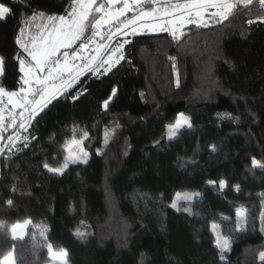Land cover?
<instances>
[{"label": "trees", "instance_id": "trees-1", "mask_svg": "<svg viewBox=\"0 0 264 264\" xmlns=\"http://www.w3.org/2000/svg\"><path fill=\"white\" fill-rule=\"evenodd\" d=\"M0 3L11 9L0 19V87L14 92L24 55L17 38L27 43L39 22L68 16L74 3ZM262 16L260 0L237 3L226 19L185 25L179 39L168 31L132 35L110 71L85 73L26 123L20 132L27 141L9 161L5 134L0 264L9 253L13 264H34L39 256L40 239L24 237L19 245L10 233L9 224L23 219L37 221L69 264H264V167L252 165L253 158L264 164ZM180 113L191 127L169 140L167 126ZM105 129L112 131L107 144ZM84 133L86 164H69L63 174L44 167L57 166L65 141ZM182 192L198 194L187 212L171 207ZM213 225L229 241L223 252Z\"/></svg>", "mask_w": 264, "mask_h": 264}, {"label": "snow or ice", "instance_id": "snow-or-ice-1", "mask_svg": "<svg viewBox=\"0 0 264 264\" xmlns=\"http://www.w3.org/2000/svg\"><path fill=\"white\" fill-rule=\"evenodd\" d=\"M73 3V10L68 14L67 18L63 16L49 18L52 23L47 37L41 36L39 38L42 43H36L34 41L31 47H29L21 42L20 37L17 38V44L24 49V52L30 57V61L26 62L24 58L19 57V72L21 73L19 82L21 86L17 91L6 92L4 88L0 87V129L3 128V113L4 108L7 107L4 104L5 97H7V104L12 105L13 109L19 108L22 110L19 119L21 121L20 127L24 128L26 123L47 108L53 100L68 92L85 73L90 72L92 75H97L100 73L101 68L105 72L110 71L114 63H119L120 60L124 59L121 50L125 44L129 43L128 40L125 39L115 48H110L108 43H97L95 37L99 36L103 40L106 34L107 41L110 42L116 36H127L129 29H131V34L135 36L137 35L136 26L138 24H141L146 18H155L154 14L162 11L165 18L170 16L175 18L166 20V24L163 26L154 24L148 25V27L152 31H156L157 29L160 31H170L173 39H179L184 35L183 27L185 25L195 24L197 27L202 25L207 26L213 17L226 19L236 8L237 3L248 5L252 3V0H186L183 4H164L160 8L155 7L157 0H104V2L99 4L97 0H73ZM145 3H151L153 5L150 11H141L139 14H134L131 18L126 16L127 12H135V9L142 8ZM260 3L264 5V0H260ZM117 5L122 6L116 7ZM213 9L215 11H210ZM10 13L11 9L4 3H0V19H5ZM205 14L209 15L208 19H205ZM249 23H252V21H249ZM105 26H108L107 33L104 32ZM89 27L92 29V35L87 37V42H84L85 33ZM21 31L23 32V29ZM77 41L81 43L70 54L67 50L71 49ZM90 45H95L94 49H90ZM62 48L65 49L63 58L58 55ZM117 53H119L118 58H116ZM78 61L81 63H77ZM106 65L107 67H105ZM2 73L3 58L0 57V74ZM115 92L116 89H113V95H115ZM77 98L73 97V100ZM111 98L110 96L109 100ZM108 103L109 101L104 102L105 109H107ZM26 112L28 115H25ZM9 115L13 116V113L10 112ZM217 115L224 118L230 114L218 113ZM15 120L16 118L13 116V124ZM185 126L191 127L190 119L183 113H180L177 115L175 123L167 126V138L172 140ZM111 135L112 131L105 129V144L108 143ZM87 136L88 134L84 133L81 141L73 140L72 144H81ZM25 139L27 138L25 137ZM210 147L213 151L215 150L214 145ZM2 151L3 149L0 148V153ZM67 151L68 154L64 157V162L61 167L51 169L47 164L44 167L50 172L63 174L69 164L87 163L88 153L83 151L82 148L80 149L79 155L72 153L71 145H69ZM252 165L254 167H264V164H261L255 158L252 159ZM208 183L213 184L214 182L208 181ZM225 187V181L221 180L220 188L223 190ZM194 195L198 194L177 193L171 207L179 211V202L181 200L191 201ZM7 203L11 205L12 201L9 200ZM184 211L187 212L189 209L185 208ZM26 224L27 222L25 224H16L12 227L11 232L14 238L17 236L23 238ZM212 231L214 233L216 232L215 225L212 226ZM76 234L83 235L79 229H77ZM216 244L221 249V252L230 247L229 241L227 239H221L218 233ZM48 251L52 258L59 259L62 264H67L66 250L54 253L51 245H49ZM141 255L143 256V254ZM260 258L264 260V253H261ZM9 259H11V253L9 254Z\"/></svg>", "mask_w": 264, "mask_h": 264}, {"label": "rangeland", "instance_id": "rangeland-1", "mask_svg": "<svg viewBox=\"0 0 264 264\" xmlns=\"http://www.w3.org/2000/svg\"><path fill=\"white\" fill-rule=\"evenodd\" d=\"M102 2H104V0H97L98 4L102 3ZM185 2H186V0H157V4L155 5V7L160 8L164 4H175V3L183 4ZM121 6L122 5H117L116 7H121ZM262 6L264 7V5H262ZM152 7H153V5L151 3H145L142 8L135 9V12H133V11L127 12L126 16L128 18H131L134 14H139L141 11H150L152 9ZM170 11H171V9H170ZM210 11H215V10L213 9V10H210ZM154 16H155V18H146L141 24H138L136 26L137 34L143 33V32H159L160 31L159 29H157L156 31H152L151 28L148 27V25L160 24V25L163 26V25L166 24V20H171V19L175 18V17H171V16L165 18L162 11L161 12H156L154 14ZM63 17L67 18L68 16H63ZM57 18H59V17H57ZM208 18H209V15L205 14V19H208ZM261 18H264V16L258 18L260 20H264V19H261ZM39 23L40 24L38 25L37 31L34 32L35 34L32 36V39H30L27 43L25 41L22 42V43L26 44L29 47H31V45L33 44L34 41L36 43H42V41L39 38L41 36L47 37V34H48L49 29H50V25H51L52 21L49 20V18H46L45 20H42ZM57 23H58V21H57ZM107 27L108 26H105V29H104L105 33H107ZM113 31H114V29H113ZM168 32H170V31H168ZM128 33L129 34L127 36H122V35L121 36H116L110 42L107 41V35L106 34H105L103 40L99 36H97V37H95V41L97 43H100V44L108 43L110 45V48H115L119 43H122L125 39L129 40V38H131V36H132L131 29L128 30ZM90 34L92 35V33H90ZM91 35H89V34L85 35L84 42H87V37H89ZM80 43L81 42L79 41V43H76L75 45H73V47L71 49H68L67 51L71 54L73 51H75L78 48ZM89 47H90V49H94L95 45H90ZM22 50L24 52L23 48H22ZM64 51H65V49L62 48L60 50V52L58 53V55L61 58H63V52ZM121 51L123 52V49ZM85 54H88V53H85ZM123 55H124V53H123ZM118 57H119V53L116 54V58H118ZM23 58H24V60L26 62L30 61V57L27 55L26 52H24ZM77 63H81V62L78 61ZM116 64L117 63H114L112 65V67H114ZM105 67H107V65ZM103 73H106V72L104 71L103 68H101L100 69V73H98L97 75H100V74H103ZM6 92H8V91H6ZM4 104L7 105V107L4 108V113H3L4 122H3V128L0 129V137L3 138V136L5 134L7 136V138L5 139L6 141H4V144H6V148H7L6 149V153L4 154V159L6 161H9L10 158H12L20 150L21 146H23L26 143L27 139H25V136H22V134L20 132L21 129L25 128V127L21 128L20 124L18 126V129L15 132L11 130L12 128H14V124H16L17 122L21 123V121L19 119V116H20V112L22 110L19 109V108L13 109L12 105L7 104V97L4 98ZM103 108H104V104H103ZM10 112H12L13 116H15V118H16L14 124L12 122L13 121V116L9 115ZM25 115H28V113L26 112ZM9 132H10V134L7 135V133H9ZM83 135L84 134H82V135H73L72 137H70L69 139H67L65 141L63 157L61 158V160L58 163V165L53 167V169L59 168V167L62 166V164L64 162V157L68 154L67 149H68L69 145H71V151H72L73 154L79 155L81 148L83 149V151L88 153V150L84 146V140L85 139H83L81 144H72L73 140L81 141ZM9 137H11V139H9ZM1 140L2 139H0V142H1ZM0 148H2V149L4 148L2 143H0ZM184 193L197 194L196 192H182L180 194H184ZM195 196L196 195H194V197ZM190 203H191V201L181 200L179 202V208L183 209V210L185 208L190 209ZM238 213H240V215H238ZM1 215H2V210L0 209V216ZM243 220H244V211H243L242 207H239L237 209L238 226L242 225ZM26 222H27V224H26V228H25L24 233H23V238L24 237H28L29 242H33V241H35V239H40V241H41V243H40L41 244V250L39 251V256L37 257V259L36 260L33 259V261L35 262L34 264H62V262L59 259H55V258H52L50 256L49 251H48V246L50 245L51 238H49V237H47L46 235L43 234L40 225H35L34 224L37 221L32 220V222H33L32 223L29 219H23V220H20V221L11 222L9 224V230H10L11 235L13 236V234L11 232V229H12V227L14 225H16V224H25ZM217 233H218L219 237L221 239H223L222 236L220 235V233L217 231V229H216V232H215L216 238H217ZM23 238H20L19 236L15 237L17 242H19V245H26L25 243L22 242ZM61 250H63V249L52 248V251L54 253H59ZM9 254H7V256L4 257L3 264H13V254L11 253V259H9ZM66 259H67V264H69V261H68L67 257H66ZM30 263H31V261H29V264ZM26 264H28V261H26Z\"/></svg>", "mask_w": 264, "mask_h": 264}, {"label": "water", "instance_id": "water-1", "mask_svg": "<svg viewBox=\"0 0 264 264\" xmlns=\"http://www.w3.org/2000/svg\"><path fill=\"white\" fill-rule=\"evenodd\" d=\"M257 1L258 0H252V3L251 4H248V5H246V7H248V6H251V5H253V4H256L257 3ZM176 64H174V69L176 70Z\"/></svg>", "mask_w": 264, "mask_h": 264}]
</instances>
